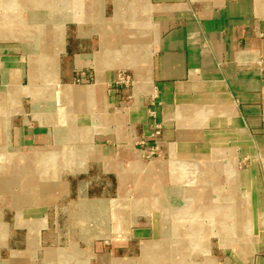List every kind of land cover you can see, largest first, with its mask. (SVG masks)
I'll return each mask as SVG.
<instances>
[{"label":"crops","instance_id":"0c3cea01","mask_svg":"<svg viewBox=\"0 0 264 264\" xmlns=\"http://www.w3.org/2000/svg\"><path fill=\"white\" fill-rule=\"evenodd\" d=\"M117 201L110 264H264V0H0V264H94Z\"/></svg>","mask_w":264,"mask_h":264},{"label":"rangeland","instance_id":"374dc122","mask_svg":"<svg viewBox=\"0 0 264 264\" xmlns=\"http://www.w3.org/2000/svg\"><path fill=\"white\" fill-rule=\"evenodd\" d=\"M141 149V148H140ZM142 158L145 161H150L152 159H148L141 155ZM118 202V207L114 204H112L109 207V210L102 212L100 214L96 215L93 219L90 220V228L92 232H95V236L90 237H75L77 240H81V247H91L90 254L91 256H95V254H102L98 256L97 259L94 260V264H110L107 260V257L105 258V255H103V252L100 251L101 249H104L107 247V244H105L106 241H113V240H125L127 238L126 234L129 230V217H130V204H120ZM66 238H50L51 241L59 240V241H65ZM92 247L94 248L92 250ZM145 254L148 253L151 249V247H147L146 245L143 247ZM148 250V251H147ZM191 257V256H190ZM180 264H183L185 261H187V264H193L191 263V259L188 260V258L184 259ZM180 259V257H179ZM124 263L125 260H122ZM140 261L137 263L139 264ZM190 262V263H188ZM135 263V262H134ZM145 263V262H144ZM141 262V264H144ZM136 264V263H135Z\"/></svg>","mask_w":264,"mask_h":264},{"label":"built area","instance_id":"2783aa9c","mask_svg":"<svg viewBox=\"0 0 264 264\" xmlns=\"http://www.w3.org/2000/svg\"><path fill=\"white\" fill-rule=\"evenodd\" d=\"M124 82L130 83L131 77L125 74L121 77ZM161 134L159 126H155V130L151 132L150 139L141 141V151L144 157L148 159L154 158L160 151L161 146L159 142V136Z\"/></svg>","mask_w":264,"mask_h":264},{"label":"bare ground","instance_id":"6f19581e","mask_svg":"<svg viewBox=\"0 0 264 264\" xmlns=\"http://www.w3.org/2000/svg\"><path fill=\"white\" fill-rule=\"evenodd\" d=\"M182 202V201H181ZM192 203V202H191ZM148 251V250H147ZM122 259H115L114 264H123ZM163 263V262H162Z\"/></svg>","mask_w":264,"mask_h":264}]
</instances>
